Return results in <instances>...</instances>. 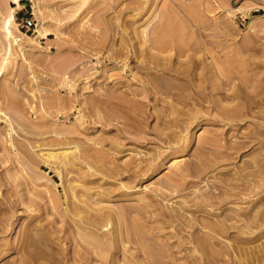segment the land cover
Instances as JSON below:
<instances>
[{
  "label": "rangeland",
  "instance_id": "obj_1",
  "mask_svg": "<svg viewBox=\"0 0 264 264\" xmlns=\"http://www.w3.org/2000/svg\"><path fill=\"white\" fill-rule=\"evenodd\" d=\"M19 2L0 264H264V0Z\"/></svg>",
  "mask_w": 264,
  "mask_h": 264
},
{
  "label": "bare ground",
  "instance_id": "obj_2",
  "mask_svg": "<svg viewBox=\"0 0 264 264\" xmlns=\"http://www.w3.org/2000/svg\"><path fill=\"white\" fill-rule=\"evenodd\" d=\"M13 2H15L16 4H19V0H13ZM12 10H13V8H12ZM5 31H6V34H8V36L10 37L11 36V41H12V43H18V37L17 36H14V35H12V33H11V31L8 29V28H5ZM165 33H166V31H165ZM164 33V34H165ZM157 34H159V33H157ZM162 34V33H161ZM167 34V33H166ZM173 39H174V37H173ZM148 45V44H147ZM165 46V45H164ZM150 47V46H149ZM151 48H154L153 46L151 47ZM177 50V49H176ZM184 52V51H183ZM195 62V61H194ZM197 64V63H196ZM212 66H213V64H212ZM189 67V66H188ZM195 67V66H194ZM195 69V68H194ZM242 69H244V68H242ZM241 69V70H242ZM218 71V70H217ZM82 72V71H81ZM196 73V72H195ZM212 74V73H211ZM63 76H65V74L63 75ZM214 76V75H213ZM65 77H67V76H65ZM225 114V113H224ZM233 120V119H232ZM93 156V155H92ZM77 158V157H76ZM180 159H175V160H173V161H176V162H178ZM81 162H83V161H81Z\"/></svg>",
  "mask_w": 264,
  "mask_h": 264
},
{
  "label": "crops",
  "instance_id": "obj_3",
  "mask_svg": "<svg viewBox=\"0 0 264 264\" xmlns=\"http://www.w3.org/2000/svg\"><path fill=\"white\" fill-rule=\"evenodd\" d=\"M19 4L23 5V3H22V2H19Z\"/></svg>",
  "mask_w": 264,
  "mask_h": 264
}]
</instances>
